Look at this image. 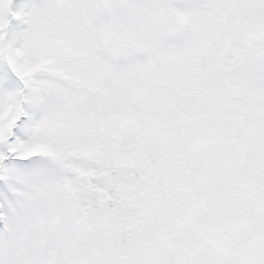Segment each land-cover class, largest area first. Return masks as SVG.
<instances>
[{"label":"snow or ice","instance_id":"snow-or-ice-1","mask_svg":"<svg viewBox=\"0 0 264 264\" xmlns=\"http://www.w3.org/2000/svg\"><path fill=\"white\" fill-rule=\"evenodd\" d=\"M0 264H264V0H0Z\"/></svg>","mask_w":264,"mask_h":264}]
</instances>
